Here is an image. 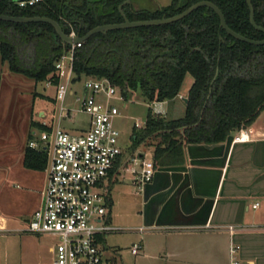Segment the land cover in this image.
<instances>
[{
  "label": "trees",
  "instance_id": "trees-1",
  "mask_svg": "<svg viewBox=\"0 0 264 264\" xmlns=\"http://www.w3.org/2000/svg\"><path fill=\"white\" fill-rule=\"evenodd\" d=\"M29 1L0 0V14L47 17L65 34L74 31L83 36L96 26L121 23L118 6L126 0ZM198 1L171 0L152 11L124 4L122 12L129 21L159 19L176 15ZM207 1L219 8L234 32L257 41L264 38V33L250 24L245 0ZM20 2L25 4L20 6ZM250 3L255 23L264 28V0ZM68 47L48 23L0 21V61L9 71L35 82L55 81L53 63ZM73 73V83L84 77L106 78L124 98L138 90L148 105L172 100L185 76L192 77L181 118L166 119L149 106L143 127H133L131 148L140 144L151 147L154 166L179 159L183 141L221 142L230 133L250 126L264 110V45L231 37L220 27L217 14L205 6L173 23L91 35L74 50ZM31 127L47 129L38 123ZM31 138L29 134L27 140ZM45 163L43 152L25 146V168L40 171ZM117 167L118 163L112 173Z\"/></svg>",
  "mask_w": 264,
  "mask_h": 264
},
{
  "label": "crops",
  "instance_id": "crops-1",
  "mask_svg": "<svg viewBox=\"0 0 264 264\" xmlns=\"http://www.w3.org/2000/svg\"><path fill=\"white\" fill-rule=\"evenodd\" d=\"M130 6L143 9L138 3L133 5L132 0ZM0 81H7L6 88L10 93L14 85L30 86L33 89V108L36 99L48 97L54 104L49 110L38 106L36 119L33 118V108L15 113L14 121V114L8 111L0 116V236H4V233L28 235L23 229L30 215L41 205L46 174L44 170L25 168L23 152L28 135L35 137L31 124L42 125L45 122L49 126L59 125L60 120L53 116L57 103L54 94L49 97L37 92L34 80L9 71L7 64L1 61ZM76 84L80 83H72L70 88L79 92L81 85L74 89ZM44 86L49 85L45 83ZM67 97L73 98L71 95ZM178 97L180 94L170 101L152 103L158 104L155 113L170 120L181 118L186 95L182 99V115L176 118L167 116ZM262 113L264 110L250 126L241 129L247 132V141H233L239 131L230 133L225 140L217 143L183 141L181 157L174 163L155 166L151 181L138 186L140 208L136 222L138 228L143 227L142 233L146 234L139 244V264H230L232 256L238 264H264ZM183 129L179 128L180 135H183ZM144 153H149L148 158L152 160L151 147H146L145 152L136 148L127 157L122 153L119 166L110 176L108 209L110 222L116 226L120 224L113 215L116 203L110 192L120 182L118 175L128 172L124 170V163L130 165V158H144ZM135 169L139 167L135 166ZM40 173L43 176L39 181ZM42 246L39 241H30L32 257L28 260L23 258L22 264H45L46 259L43 262L37 253ZM231 246L237 247L232 255L229 252ZM139 250L135 255L139 254ZM45 254L51 255L48 263L51 264L50 246L45 248ZM109 261L105 259L101 264ZM0 264H6L1 260V250Z\"/></svg>",
  "mask_w": 264,
  "mask_h": 264
},
{
  "label": "built area",
  "instance_id": "built-area-1",
  "mask_svg": "<svg viewBox=\"0 0 264 264\" xmlns=\"http://www.w3.org/2000/svg\"><path fill=\"white\" fill-rule=\"evenodd\" d=\"M35 1L30 0L28 4ZM68 35L76 34L71 31ZM77 47L80 42L69 45L59 55L53 63L55 81L45 83L54 87L57 106L53 116L57 121L75 111L64 106L66 97L71 95L79 105L78 110L88 116V129L69 132L58 124L49 126L44 122L42 125L47 129L26 142L27 147L43 152L46 157L43 168L46 183L41 205L32 213L23 231L54 239L50 247L51 264H101L106 250L105 236L122 230L110 222L107 200L110 176L116 163L119 166L121 162H117L122 154L119 132L113 124L118 111L112 103L121 93L106 78L96 77H84L78 81L80 91L71 90ZM134 127L141 128L138 124ZM247 140L244 130L233 139L234 142ZM130 163L133 166L124 163V170L134 175L136 185L141 187L151 181L155 171L152 160L132 157ZM137 231L142 233L143 227ZM139 248L140 245L134 243L130 251L135 255ZM236 250V246L229 248L231 255ZM231 264H238L233 256Z\"/></svg>",
  "mask_w": 264,
  "mask_h": 264
},
{
  "label": "rangeland",
  "instance_id": "rangeland-1",
  "mask_svg": "<svg viewBox=\"0 0 264 264\" xmlns=\"http://www.w3.org/2000/svg\"><path fill=\"white\" fill-rule=\"evenodd\" d=\"M171 0H132L133 5L138 3L140 8L147 11L158 9L162 6L170 4ZM192 83V77L187 74L182 83L180 89V97L176 98L174 106H171L170 112L167 113L168 117L176 118L182 115L184 108L183 97L187 94L188 88ZM44 82H36L35 90L41 94L52 97L54 94L53 87L51 85L45 87ZM7 81H0V116L5 111L13 113L12 120H15V113L24 111H30L33 107V89L27 85H14L12 92L10 93L7 86ZM80 84H76L74 89L79 88ZM119 93L117 98L112 101L113 105L117 108L118 115L114 117L113 124L119 132L118 145L123 153V156L127 157L133 149L131 148L132 143V130L134 124L140 125L142 128L145 122L147 109L150 106L152 111L155 113V108L158 104L145 103L138 90L128 92L125 98ZM54 104L49 101L48 97L44 100L36 99L33 108V118L36 119V108L38 106H44L45 109H52ZM64 106H68L75 111L70 112V116L65 119H61L58 123L59 126L69 132H80L88 129V116L78 110L79 105L74 101V97H66ZM175 107V108H174ZM174 108V109H173ZM23 111V112H24ZM264 115V113H262ZM2 120V119H0ZM139 128V129H141ZM137 129V128H136ZM34 136L38 137L40 131L38 128H34ZM138 150L145 152L146 146L140 144L137 146ZM149 153H144V158L149 159ZM131 166L132 163H130ZM41 175V176H40ZM38 174L39 181L42 178V174ZM134 175L130 172L120 173L118 175V184L116 183L112 192V198L115 201V208L113 209V215L115 214L118 219L117 226L121 228V231L116 233H110L105 236V251L103 253V260L110 259L107 264H139L138 260L141 256V250L138 255H133L130 251L133 243L140 244L142 239L146 235L145 233H137V212L139 206V189L138 185L134 182ZM31 202H33L31 200ZM31 217V215H30ZM29 217V218H30ZM28 218V219H29ZM28 221V220H27ZM26 221V223H27ZM25 223V225H26ZM30 241H39V244L43 245L42 250L37 251L41 255L42 261L48 264L51 258L50 254H45V248L51 247L54 243V239L47 235H25L16 233H4V236H0V250L1 260L6 264H22L23 258L28 260L32 257L29 252ZM140 249V248H139ZM21 251H23L21 253ZM231 264V259H230Z\"/></svg>",
  "mask_w": 264,
  "mask_h": 264
},
{
  "label": "water",
  "instance_id": "water-1",
  "mask_svg": "<svg viewBox=\"0 0 264 264\" xmlns=\"http://www.w3.org/2000/svg\"><path fill=\"white\" fill-rule=\"evenodd\" d=\"M245 1H246L247 6H248V10H249V22H250V24L256 30H259V31L264 33V28L258 26L254 21L253 7L250 3V0H245ZM124 4H127L130 6V0H126L121 5L118 6L120 14L123 18V21L121 23L104 24V25L96 26V27L90 29L83 36H78V35L71 36V35L65 34L63 32V30L61 29L60 25L55 20L47 18V17H39V16L20 17V16H9V15L0 14V21H7V22H12V23H28V22L48 23L49 25H51L53 27L55 33L57 34V36L59 37V39L63 43L71 45V44H76L77 42H81L83 40H86L88 37H90L91 35H93L95 33H106L109 30H115V29H126V28L142 27V26H159V25H163V24L173 23L175 21H178V20L184 18L189 13H191L193 10H195L199 7L205 6V7L211 8L217 14V16L219 18L220 27L231 37H233L237 40L249 43L251 45H264V38L262 40H259V41L252 40V39H248V38L234 32L233 30H231L227 26V24L225 23L223 14L219 10V8L215 4H213L212 2L207 1V0L198 1V2L190 5L189 7H187L186 9L181 11L180 13L173 15L171 17H162L159 19H147V20H139V21H129L126 18V16L122 12V6Z\"/></svg>",
  "mask_w": 264,
  "mask_h": 264
}]
</instances>
